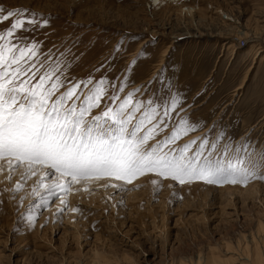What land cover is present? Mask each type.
<instances>
[{"label": "rangeland", "instance_id": "374dc122", "mask_svg": "<svg viewBox=\"0 0 264 264\" xmlns=\"http://www.w3.org/2000/svg\"><path fill=\"white\" fill-rule=\"evenodd\" d=\"M196 1L201 10L200 23L195 16L192 21L176 11L154 10L149 0H0V3L34 8L59 17L47 29L49 36L44 46L47 49L64 37L78 36L80 43L74 51L84 55L73 70L77 76H84L98 66L121 38L125 39L127 51H122L114 61L116 72L147 46L132 72L137 85L153 80L164 67L168 75L178 78L179 85L189 95V103L207 85L208 91L197 99L192 116L209 127L213 121L226 126L237 140L250 133L253 140L264 143V41L256 39L255 43L251 41L253 36L240 41L243 49L252 42L257 45L258 58L254 60L252 57L244 60L243 49L222 46L225 35L247 31L242 24L258 33L264 31V0ZM218 5L230 9L241 27L229 20L223 24L219 16L229 17L215 8ZM77 24L85 27H76ZM189 31L197 36H182ZM177 36L180 38H174ZM134 183L144 187L125 194L126 208L105 203L103 190L91 196L73 194L69 197L73 205L81 203L91 209V214H85L87 218L69 213L62 222L54 223L49 219L51 212L45 211L34 229L18 225L19 212L29 203L26 199L24 207L18 209L19 196L24 192L14 200L10 199L11 192L4 193L0 205L4 204L7 212L0 213V264H93L94 261L101 264L105 259L110 264H178L180 258L187 264H196L199 256L204 259L211 248L219 256L225 242L234 246L236 252L238 242L252 248L258 222L264 221V182H251L250 189L244 192L215 191L193 199L182 193L183 186L168 188L170 181H165L158 196L146 177ZM30 185L31 181L25 191L30 190ZM12 186L7 181L0 183V189ZM229 186L232 185L209 187ZM173 190L184 197L183 201L169 202ZM45 220L48 223L41 227ZM18 226L22 231H15ZM241 256L235 263L248 264Z\"/></svg>", "mask_w": 264, "mask_h": 264}, {"label": "snow or ice", "instance_id": "6c2138e0", "mask_svg": "<svg viewBox=\"0 0 264 264\" xmlns=\"http://www.w3.org/2000/svg\"><path fill=\"white\" fill-rule=\"evenodd\" d=\"M58 18L0 3V183L13 185L0 189V196L11 192L14 200L24 192L18 209L29 200L18 225L34 229L45 211L54 223L69 213L87 218L91 209L73 205V194L103 190L105 203L126 208L125 194L144 187L134 182L145 177L157 196L165 181L170 189L264 182V143L250 133L237 140L226 126L213 121L209 127L192 116L207 85L191 103L166 67L137 85L132 72L147 46L116 72L114 61L127 51L124 38L86 75H74L84 55L74 51L78 36L44 46ZM196 132L203 134L191 135ZM173 199L184 197L173 190Z\"/></svg>", "mask_w": 264, "mask_h": 264}, {"label": "bare ground", "instance_id": "6f19581e", "mask_svg": "<svg viewBox=\"0 0 264 264\" xmlns=\"http://www.w3.org/2000/svg\"><path fill=\"white\" fill-rule=\"evenodd\" d=\"M195 1L194 0H149V2L152 3V5H153V9L154 10L155 9H162L163 12H165V13L166 12L170 13L169 11H176V13H178L179 15H182L184 18L189 19V20H190V18L192 19L195 16V17H198V20L200 19L199 20V23H200L202 21L201 10H199V8H197V4L194 3ZM218 3H220V2H218ZM212 7L214 8V6H212ZM215 8L216 9H221V13H223V15H225L226 17H229V18H224L221 15L220 16L218 15L220 17V19L223 21V24L224 23L226 24L229 21L230 22L231 21L232 22H235L236 24L237 23L240 24V22H237L238 21L237 18L234 17L233 14H231V12L229 11L230 9L229 10H226L221 5H218ZM171 14H173V13H171ZM186 14H189V15H186ZM182 16H180V17H182ZM203 17H205V16H203ZM198 20H197V22H198ZM227 20H229V21H227ZM192 21H193V19H192ZM199 23H197V25ZM239 24H237V25L239 27H241L240 26L241 24L240 25ZM184 25H186L185 24V21H184ZM208 25H210V24H208ZM242 26H244V28H247V31L250 30L253 33L249 34L247 31H240V30L234 31L233 30L234 32H232L233 33L232 36H228L227 37V35L224 34L226 37H224V40L225 41H223L222 46H225L226 48H229V49H232V50H235L236 47H238L240 49H243V47L241 46L240 41L241 40H244V41L245 40H248L252 36L254 38H252L251 41H255V43H256V39H259V40L264 41V31L262 29L261 30L263 32L261 31L260 33H258L257 31H255V29L254 30L253 29H250V28H248L247 26H245L243 24H242ZM225 27H227V26H225ZM225 30H227V29H225ZM185 32H187V31H185ZM191 33L192 32L189 31L188 33H186L185 35H182V36H195V35H193V33L192 34ZM201 33H203V32L201 31ZM172 37H173V35H172ZM174 38L177 39V38H180V37L177 36V37H174ZM255 43L252 42L250 44V46H248V48H245V49H243L241 51L242 57L244 58V60L248 59L249 57H252V60H254L255 58L256 59L258 58L257 55H256L257 52H258V48H257V45ZM257 44H259V43H257ZM248 71H249V69H248ZM240 88H241V85L237 87V89H240ZM201 184L200 183L199 184L198 183H196V184L194 183L191 186L185 185V186L182 187V193L184 195H186V197H189V198H192L193 199V198H199L202 195H203V197H206V195L213 194V193H215V191L220 192V193H223L226 190H230L231 189V190H235V191H239V192H244V191H248L250 189L249 188L250 187L249 185L247 187H242V186L236 185V186H229V187L219 188L218 189V188L209 187L208 185L204 186L203 184L202 185ZM4 212H7V207L4 206V204H3V205H0V213L2 214ZM7 214H5V215H7ZM252 242H253V247L252 248H250L247 244H239V242H238V244H237L238 245L237 246L238 252H236V250H233L235 248H233L234 246L232 247V245L229 242H225L224 247H223L224 250H220L219 251L221 253L219 256L218 255H215L216 254L215 253L216 251H214V249H212L210 247L211 249H210V252L208 253V255L207 256H204V259H202L201 258V255H200L198 261L196 262V264H238V263L239 264H242L243 261L242 262L235 263V260L238 257H239L238 259H241L240 258L241 255L243 256V257L242 256L241 257L244 260H246V262L248 261V264H264V221L263 220L258 222L257 239L255 240V238L252 237ZM242 243H244V242H242ZM102 258H103V256H101V259ZM94 263L98 264L96 261H94ZM101 264H110V263L105 259V260H103V263H101ZM114 264H116V263H114ZM129 264H131V263H129ZM178 264H187V263H186V261H184L183 259L180 258Z\"/></svg>", "mask_w": 264, "mask_h": 264}]
</instances>
